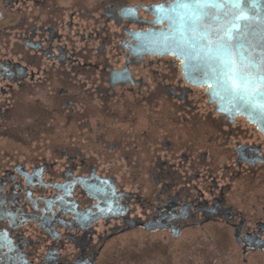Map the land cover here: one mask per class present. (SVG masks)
Instances as JSON below:
<instances>
[{
	"label": "flooded vegetation",
	"instance_id": "obj_1",
	"mask_svg": "<svg viewBox=\"0 0 264 264\" xmlns=\"http://www.w3.org/2000/svg\"><path fill=\"white\" fill-rule=\"evenodd\" d=\"M163 3L0 0V264H94L116 234L206 223L264 253V118L146 42L180 34Z\"/></svg>",
	"mask_w": 264,
	"mask_h": 264
},
{
	"label": "snow or ice",
	"instance_id": "obj_2",
	"mask_svg": "<svg viewBox=\"0 0 264 264\" xmlns=\"http://www.w3.org/2000/svg\"><path fill=\"white\" fill-rule=\"evenodd\" d=\"M222 7L228 11L221 16L216 10ZM159 9L173 13L172 32L179 31L183 37L177 42L173 36L162 34L164 51L183 57L181 62L189 67L190 76L202 73L204 79L197 83H207L212 96L221 100L229 97L233 106L264 118V48L257 53L258 45L249 38H254L255 33L249 32L248 23L228 20L233 9L236 21L264 20V0H164ZM250 12L255 16H249ZM202 52V63H190Z\"/></svg>",
	"mask_w": 264,
	"mask_h": 264
},
{
	"label": "rangeland",
	"instance_id": "obj_3",
	"mask_svg": "<svg viewBox=\"0 0 264 264\" xmlns=\"http://www.w3.org/2000/svg\"><path fill=\"white\" fill-rule=\"evenodd\" d=\"M226 11L228 9L223 8V11L220 13L221 16ZM262 15H264V12H262ZM248 24L250 27H253V30L251 31L250 29L249 32H254L257 29L255 37L250 36L249 38L252 39L253 44L258 45V53L264 48V41H262V36H264V20L259 18L258 21H251ZM213 26L215 27L216 24L213 23ZM159 33L148 35L146 42L149 45L164 44V35L173 36L177 42L183 39L181 33L177 35H162ZM203 58L204 53L202 52L197 57V60H203ZM154 66L156 64H153L150 68L148 67L147 72L152 74L149 69H154ZM156 68L162 74L166 73V75L171 70L165 64L156 66ZM176 77H172V80L164 77V80L165 82L171 80L172 83H175ZM148 80L151 82L150 78ZM180 85L187 84L180 82ZM190 87L191 91L187 94V100L194 107L193 113L202 114L204 111L210 109L207 108L211 104L206 102L207 99L204 96V91L201 88ZM174 99L179 102L182 101ZM223 101L230 107H236L228 102L227 99ZM158 107L161 108L160 104ZM186 107L190 108L187 105ZM167 110L164 109V111ZM177 114L187 116V111L182 109ZM236 126L244 130V132H248V134L256 133L254 129L255 132L249 129L251 126L244 122V120H241ZM244 258L246 259L245 261L243 260ZM94 264H264V253L256 251L243 255L233 239L232 231L221 224L206 223L202 227L189 226L183 228L176 237H172L166 230H151L150 232H146L139 228L116 234L109 243L104 244L101 254Z\"/></svg>",
	"mask_w": 264,
	"mask_h": 264
},
{
	"label": "water",
	"instance_id": "obj_4",
	"mask_svg": "<svg viewBox=\"0 0 264 264\" xmlns=\"http://www.w3.org/2000/svg\"><path fill=\"white\" fill-rule=\"evenodd\" d=\"M234 14H235V13H234ZM233 17H234V15H233ZM233 17H232V21H231L232 23L236 21V20H234ZM237 23L239 24L240 21H238ZM225 27H230V24H229V25H226ZM249 28L251 29V31L253 30V27H249ZM251 31H250V32H251ZM256 31H257V29L254 31V33H255ZM148 35H152V34L148 33V34L146 35V37H144V38L146 39V38L148 37ZM134 38L136 39V41H138V43H139L140 41L144 42L143 37L141 38L140 36H138V37L135 36ZM224 98H227V97L225 96ZM227 100H228V102H229V101H230V98L228 97ZM219 103H222V104H221L222 107H225V108H226V107H227V108L230 107L228 104H226L225 102H221L220 100H219Z\"/></svg>",
	"mask_w": 264,
	"mask_h": 264
}]
</instances>
